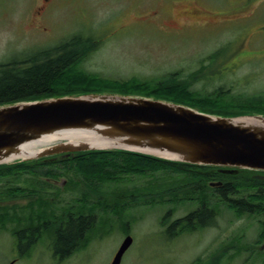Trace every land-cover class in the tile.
Masks as SVG:
<instances>
[{"label":"rangeland","instance_id":"374dc122","mask_svg":"<svg viewBox=\"0 0 264 264\" xmlns=\"http://www.w3.org/2000/svg\"><path fill=\"white\" fill-rule=\"evenodd\" d=\"M43 2L0 0V62L24 59L40 48L83 35L96 42L81 67L104 77L154 80L174 71L184 76L203 64L195 89L211 91L221 84L245 94L264 93V0H49L46 8L40 7ZM216 51L218 55L210 59ZM39 169H52L58 181L29 172L0 178L1 190L28 191L6 196L4 204L19 212L28 203L51 200L59 213L85 191L90 200L103 199L98 191L85 187L73 169L64 173L62 162L41 163ZM150 179L128 175L103 186L131 190L149 187ZM140 194L133 193L138 202L118 194L126 198L123 212L119 207L97 209L88 242L63 259L54 255L47 234L31 250L27 246L20 250L18 224L8 221L5 227L0 225V264H110L127 234L133 242L121 264H189L199 256L214 264H264V241L257 242L264 213L239 215L221 203L215 222L172 236L168 225L197 205L175 204L172 212L170 203L150 202L148 193ZM234 243L241 246L240 252L234 253Z\"/></svg>","mask_w":264,"mask_h":264},{"label":"trees","instance_id":"16d2710c","mask_svg":"<svg viewBox=\"0 0 264 264\" xmlns=\"http://www.w3.org/2000/svg\"><path fill=\"white\" fill-rule=\"evenodd\" d=\"M95 42L96 39L92 37L75 35L56 46L40 48L24 59L12 58L0 62V105L63 95L113 93L167 100L214 115H264V93L245 94L221 84L211 91L195 89L194 84L206 67L203 64L184 76H181V71H174L154 80L136 76L117 79L89 72L81 64ZM218 52L211 54L210 59H214ZM54 162L64 163V173L73 169L84 186L98 191L103 199L90 200L85 191L81 198L64 206L59 213L53 208L51 200L28 203L21 206L18 212L13 206L4 204V198L25 195L28 191L20 187L0 189V225L5 227L8 221L18 224L15 226V234L23 243L20 250L25 246L31 250L36 240L47 234L52 238L54 255L58 259L68 257L88 242V233L95 227L97 209L111 211L119 207L120 212H123L121 208L124 207L126 198H122L119 193L131 198H135L133 193L141 192L142 197L148 193L153 198L150 202L170 203L172 212L177 209L175 204L195 203V209L173 219L168 225L172 236L215 222L221 203L239 215L264 213V178L254 176L256 173L264 175V171L239 169L237 173L228 174L220 172L217 166L174 161L123 149L80 151L59 156L50 163ZM41 163L47 162L36 159L0 164V178L17 177L24 172L44 174L46 177L57 176L52 169L40 170ZM128 175L148 176L151 178L148 180L150 186L122 191L105 190L103 185L120 182ZM215 181H221V184L210 185ZM146 189V193H142ZM46 194L47 192L43 195L47 196ZM132 201L138 202L139 199ZM170 214L168 211L164 218ZM261 223H264V219ZM22 225L26 228L20 230L18 227ZM260 237L264 238V229L261 230ZM234 244L237 247L234 253L240 252L238 250L241 246ZM222 254L227 255L226 251ZM221 256L218 258L221 259ZM229 256L227 255L228 259ZM209 261L199 256L189 264H214Z\"/></svg>","mask_w":264,"mask_h":264},{"label":"water","instance_id":"95a60500","mask_svg":"<svg viewBox=\"0 0 264 264\" xmlns=\"http://www.w3.org/2000/svg\"><path fill=\"white\" fill-rule=\"evenodd\" d=\"M49 136L62 139L41 145L34 155H20L25 144ZM107 149L212 165L228 173L264 171V115H214L167 100L113 93L0 105V164ZM132 242L127 235L110 264H121Z\"/></svg>","mask_w":264,"mask_h":264},{"label":"bare ground","instance_id":"6f19581e","mask_svg":"<svg viewBox=\"0 0 264 264\" xmlns=\"http://www.w3.org/2000/svg\"><path fill=\"white\" fill-rule=\"evenodd\" d=\"M57 139H62V137H54V136H49V137H42L40 139H37L33 142H30L28 144H25L23 146L24 150L20 154L21 156H31L37 153L38 149L40 148L41 145L55 141Z\"/></svg>","mask_w":264,"mask_h":264},{"label":"flooded vegetation","instance_id":"af4514ba","mask_svg":"<svg viewBox=\"0 0 264 264\" xmlns=\"http://www.w3.org/2000/svg\"><path fill=\"white\" fill-rule=\"evenodd\" d=\"M49 3V0H44L43 4L40 7H44L46 8V5ZM46 179H48V181H52V182H57L58 179L54 176V177H46ZM65 180V179H64ZM254 213V212H253ZM252 213V214H253Z\"/></svg>","mask_w":264,"mask_h":264}]
</instances>
